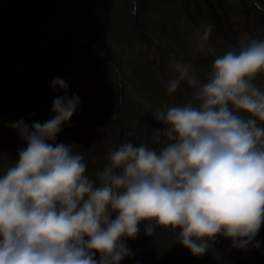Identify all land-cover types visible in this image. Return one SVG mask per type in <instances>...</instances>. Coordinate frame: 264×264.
Here are the masks:
<instances>
[{"label": "clouds", "instance_id": "obj_1", "mask_svg": "<svg viewBox=\"0 0 264 264\" xmlns=\"http://www.w3.org/2000/svg\"><path fill=\"white\" fill-rule=\"evenodd\" d=\"M203 29L207 41L213 26ZM168 68L167 91L184 83L191 100L155 111L158 149L123 142L96 180L76 145L55 143L79 97L55 98L43 123H10L27 146L0 175V264H121L142 223L147 236L169 230L194 256L218 235L252 243L264 224V89L255 83L264 40L241 37L204 80L191 63L170 58ZM52 86L67 92L62 78Z\"/></svg>", "mask_w": 264, "mask_h": 264}, {"label": "trees", "instance_id": "obj_2", "mask_svg": "<svg viewBox=\"0 0 264 264\" xmlns=\"http://www.w3.org/2000/svg\"><path fill=\"white\" fill-rule=\"evenodd\" d=\"M261 9L264 0H0V89L6 88L0 94V109L4 105L11 114L4 116L0 110V175L27 146L10 123L22 119L31 126L52 118L51 99L60 92L52 86L54 78H62L71 95L82 98L78 77L85 65L99 74L102 91L79 101L96 105L102 115L88 126L78 108L55 143L76 145L73 151L83 155L85 174L92 180L106 165L108 153L123 142L158 149L150 132L164 126L153 119L156 109L143 96L128 93L129 75L141 84L147 76L162 81L161 110L183 105L191 100L193 90L182 83L175 93L167 91L173 75L169 59L191 63L204 80L214 59L235 47L241 37L264 40ZM209 24L212 34L205 42L211 49L192 51L203 25ZM24 58L39 63L41 72L31 68L21 73L12 67ZM13 73L26 76L19 89L6 86V77ZM107 75L113 76L112 83L106 81ZM255 83L264 89V74ZM146 105L148 115L141 112ZM124 242L133 255L121 264H264V224L246 248L233 247L230 239L218 235L202 256L176 242L169 230L157 228L147 236L144 224L135 239Z\"/></svg>", "mask_w": 264, "mask_h": 264}, {"label": "rangeland", "instance_id": "obj_3", "mask_svg": "<svg viewBox=\"0 0 264 264\" xmlns=\"http://www.w3.org/2000/svg\"><path fill=\"white\" fill-rule=\"evenodd\" d=\"M195 43L192 45V51L194 49L195 50L199 49L200 51H206L207 49H209V50L211 49L209 44L207 42L203 41L201 38H199L198 41H196ZM147 55H149V57H150L151 53L147 52ZM37 65H39V63L35 62L34 59L24 58L23 60L20 59L19 61L14 62L12 67L17 69L20 72L22 71L21 73H26L31 68L37 69L36 71L41 72V70H39V67ZM21 73H18V74L13 73L10 76L6 77V80H5L6 86L8 88L13 87V89H19V87L21 85V81L23 80L22 78L25 79V77H26V76L24 77ZM80 73L81 74L78 77V90H79V94L83 97L82 98L79 97V100L85 99L88 97L89 98L97 97V95L100 94L102 91V89H100V87L97 83V79L99 77V74L95 70L90 69L89 66H86V65L81 68ZM107 76H109L108 80H106L108 82V84L112 83L113 82V76L112 75H107ZM129 77L130 78H129L128 89H127L128 93L130 95H132L133 93H137L138 95L143 96L145 98V100L147 101V103L152 108H154L156 110L161 109V104L159 102H160V91H161V89H163V87L161 85L162 81L161 82L157 81V83H156V82H153V77L147 76L145 82L143 84H141V81L139 79L134 77V80H133V78L130 75H129ZM90 84L92 85V87ZM35 85H37V83H35ZM4 90H6V88L0 89V94L2 92L3 93L6 92ZM78 90H77L76 94L78 93ZM71 94L72 93L69 89H67V92L60 90V92L58 94H56L55 96L52 97L51 103H50L51 106H53V101L55 98L63 97L65 95L72 97L73 95H71ZM38 99L39 98H36V102H38V101L41 102V99L40 100H38ZM28 105H32V104L30 102H28ZM34 107L39 108L38 106H35V105H34ZM42 107H43V105H42ZM147 107H148V105L141 107L143 110V111L141 110V112L145 113V115L147 114V111H148ZM2 108H3V110H2ZM2 108L0 110L4 116L5 115L10 116L11 115V114H9V108H6L4 105ZM13 108L14 107H11V109H13ZM78 108H81V114L86 115V117H84V120L88 126L94 124L95 121H92V120H94L95 116H98L100 114L102 115V110L97 111V106L92 104V103H87V106H86L84 104V101H83V103L80 101ZM17 109H18V107H17ZM88 111H90V112H88ZM99 121L100 120L97 121V124L99 123ZM39 122L43 123V121H39ZM94 127L95 126H92V128H94ZM94 129H97V127ZM152 133H153V131L150 132L151 135H152ZM134 136H136V135H134ZM132 137H133V135H132ZM6 170H7V168H5V172H6Z\"/></svg>", "mask_w": 264, "mask_h": 264}]
</instances>
